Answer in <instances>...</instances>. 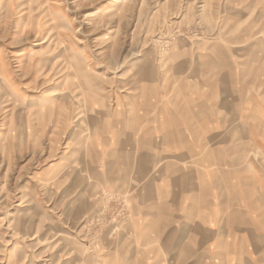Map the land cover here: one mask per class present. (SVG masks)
I'll use <instances>...</instances> for the list:
<instances>
[{"label": "rangeland", "instance_id": "rangeland-1", "mask_svg": "<svg viewBox=\"0 0 264 264\" xmlns=\"http://www.w3.org/2000/svg\"><path fill=\"white\" fill-rule=\"evenodd\" d=\"M177 63L260 83L264 0H0V264H102L131 194L83 202L56 171L88 173L89 108L134 105L144 70Z\"/></svg>", "mask_w": 264, "mask_h": 264}, {"label": "crops", "instance_id": "crops-1", "mask_svg": "<svg viewBox=\"0 0 264 264\" xmlns=\"http://www.w3.org/2000/svg\"><path fill=\"white\" fill-rule=\"evenodd\" d=\"M205 64L193 76L177 63L167 78L148 68L134 105L89 108L88 173L56 171L83 202L131 194V221L104 238L102 264H264V79L243 87Z\"/></svg>", "mask_w": 264, "mask_h": 264}]
</instances>
